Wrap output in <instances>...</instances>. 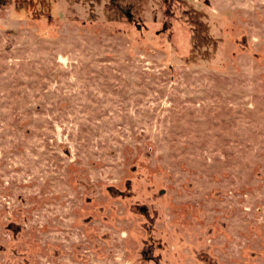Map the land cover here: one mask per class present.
I'll return each mask as SVG.
<instances>
[{
	"label": "rangeland",
	"instance_id": "obj_1",
	"mask_svg": "<svg viewBox=\"0 0 264 264\" xmlns=\"http://www.w3.org/2000/svg\"><path fill=\"white\" fill-rule=\"evenodd\" d=\"M0 264H264V0H0Z\"/></svg>",
	"mask_w": 264,
	"mask_h": 264
}]
</instances>
